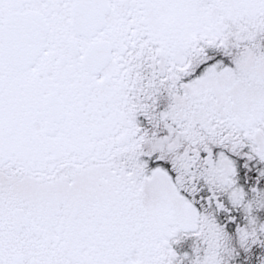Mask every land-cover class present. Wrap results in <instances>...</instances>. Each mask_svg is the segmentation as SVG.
<instances>
[{"label":"snow or ice","instance_id":"1","mask_svg":"<svg viewBox=\"0 0 264 264\" xmlns=\"http://www.w3.org/2000/svg\"><path fill=\"white\" fill-rule=\"evenodd\" d=\"M0 264H264V0H0Z\"/></svg>","mask_w":264,"mask_h":264}]
</instances>
